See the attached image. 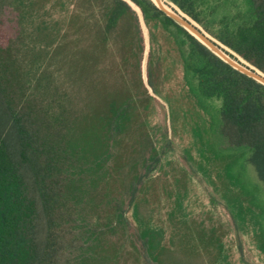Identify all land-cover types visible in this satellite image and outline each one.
Returning a JSON list of instances; mask_svg holds the SVG:
<instances>
[{
    "label": "trees",
    "instance_id": "trees-1",
    "mask_svg": "<svg viewBox=\"0 0 264 264\" xmlns=\"http://www.w3.org/2000/svg\"><path fill=\"white\" fill-rule=\"evenodd\" d=\"M13 1L0 0V12L11 9L19 25L15 36L0 33V264H89V248L122 220L142 178L136 176L125 204L115 201L103 218L88 215L87 204L109 170L114 144L131 121L132 97L108 93L86 102L88 111H77L70 89L87 86L91 52L60 55V35L54 46L41 44L51 48L42 61H28L22 55L21 22L33 17L34 2ZM84 1L91 10L85 18L93 19L99 39L130 37L138 73L144 52L141 21H153L169 35L188 91L198 104H216L217 132L229 145L247 148L245 164L264 185V84L233 67L152 0ZM161 1L264 78V0ZM81 2L73 0L70 22L81 15ZM4 23L0 13V30ZM48 28L41 20L34 30ZM150 37L149 32L146 86L140 81L146 92L147 86L155 92ZM94 86L91 81V90ZM89 121L96 127L89 129ZM158 159L156 152L144 159L145 174ZM139 236L144 257L155 260L149 230L143 228Z\"/></svg>",
    "mask_w": 264,
    "mask_h": 264
},
{
    "label": "rangeland",
    "instance_id": "rangeland-1",
    "mask_svg": "<svg viewBox=\"0 0 264 264\" xmlns=\"http://www.w3.org/2000/svg\"><path fill=\"white\" fill-rule=\"evenodd\" d=\"M82 1L81 15L70 22L73 0H33V17L21 25L26 33L22 55L28 61H42L51 48L41 49V44L54 46L60 35V55L91 52L86 58L90 81L70 89L77 111H88L86 102L108 93L132 97L131 121L112 146L109 170L87 204L88 215L103 218L115 201L125 204L136 176L142 178L122 220L89 248V264H264V185L245 164L247 148L229 145L217 132L216 104H198L188 91L172 39L155 22L141 21L144 52L138 73L130 37L103 42L93 19L85 18L91 10ZM2 12L0 33L17 35L16 13ZM41 20L49 28L37 33L34 27ZM149 32L155 92L144 88ZM155 152L159 159L145 174L143 161ZM145 227L155 260L143 255L139 232Z\"/></svg>",
    "mask_w": 264,
    "mask_h": 264
},
{
    "label": "water",
    "instance_id": "water-1",
    "mask_svg": "<svg viewBox=\"0 0 264 264\" xmlns=\"http://www.w3.org/2000/svg\"><path fill=\"white\" fill-rule=\"evenodd\" d=\"M153 1V0H152ZM154 2V1H153ZM155 3V2H154ZM156 4V3H155ZM157 5V4H156ZM158 6V5H157ZM159 8H161L163 11H165L169 16H171L176 22H178L180 25H182L185 29H187L181 21L186 22L187 24H190L187 20L182 19L181 17H177V13H175L174 11L169 12L167 10H165L164 8L158 6ZM181 20V21H180ZM193 28L200 34V36L206 41L203 42L201 39H199L195 34H193L189 29H187L192 35H194L197 39H199L202 43H204L207 47H209L213 52H215L217 55H219L221 58H223L225 61H227L229 64H231L233 67H235L236 69L240 70L241 72L255 78L256 80L260 81L255 75L254 73L249 70L248 68L242 67L243 65L239 64L238 62H236L235 60H233L232 58H230L227 54H225L220 48H218L215 44H213L204 34H202L198 29H196L194 26ZM213 47V48H212ZM216 49V50H215ZM221 52L223 55H221L219 52ZM261 83L264 84V82L260 81Z\"/></svg>",
    "mask_w": 264,
    "mask_h": 264
},
{
    "label": "bare ground",
    "instance_id": "bare-ground-1",
    "mask_svg": "<svg viewBox=\"0 0 264 264\" xmlns=\"http://www.w3.org/2000/svg\"><path fill=\"white\" fill-rule=\"evenodd\" d=\"M158 6L164 8L165 10L169 11L172 13V10L166 6L161 0H153ZM177 17L179 18L180 16L177 15ZM182 18V17H181ZM183 19V18H182ZM181 21V20H180ZM182 24L187 28L189 29L193 34H195L199 39H201L203 42H206L201 36L200 34L193 28V26L191 24H187L186 22H183L181 21ZM213 48V47H212ZM216 50V49H215ZM219 52V51H218ZM221 55L224 56V54H222L221 52H219ZM242 67H245V66H242ZM246 68V67H245ZM250 70V69H249ZM253 72V71H252ZM254 75L262 82H264V78L261 77L260 75L256 74L255 72H253Z\"/></svg>",
    "mask_w": 264,
    "mask_h": 264
}]
</instances>
